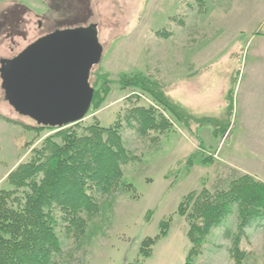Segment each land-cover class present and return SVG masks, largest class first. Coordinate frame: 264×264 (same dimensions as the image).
<instances>
[{
	"label": "rangeland",
	"instance_id": "374dc122",
	"mask_svg": "<svg viewBox=\"0 0 264 264\" xmlns=\"http://www.w3.org/2000/svg\"><path fill=\"white\" fill-rule=\"evenodd\" d=\"M231 1L0 0V58L18 54L53 28L92 23L102 56L90 69L91 87L97 72L112 79L141 71L164 85L188 113L205 120L201 126L174 122L156 140L154 132L142 136L123 125V143L133 158L122 166L123 180L111 193L94 196L97 206L86 214L81 235L59 232L62 264H184L188 225L176 212L183 196L224 184L232 169L264 183V59L255 57L254 23L226 21ZM236 7L244 8L241 2ZM127 94L113 85L104 106L88 111L81 122L113 123L119 110L129 109ZM19 123L36 126L10 105L1 78L0 187L7 185L10 165L27 158L26 142L36 145L51 133L25 131ZM237 223L234 211L212 230L195 264H235L226 230L234 235ZM162 231L144 257L142 240ZM241 237L246 254L240 264H264V219Z\"/></svg>",
	"mask_w": 264,
	"mask_h": 264
},
{
	"label": "trees",
	"instance_id": "16d2710c",
	"mask_svg": "<svg viewBox=\"0 0 264 264\" xmlns=\"http://www.w3.org/2000/svg\"><path fill=\"white\" fill-rule=\"evenodd\" d=\"M192 1L194 5L202 3ZM200 11L204 8L200 7ZM106 76L105 72L95 74L89 112L104 106L113 85L128 91L126 101L130 104L124 114L119 110L109 125L93 118L88 123L79 120L51 126L20 113L35 121L36 126L19 123L25 131L51 133L36 145L26 142L27 158L6 176L7 185L0 187V264H62L58 259L62 246L59 232H70L72 238H78L86 214L97 206L94 196L111 193L123 180L122 166L133 158L123 143V125L142 136L154 132L152 138L156 140L159 133L172 129L174 122L183 126H190V122L201 126L205 122L203 117L188 113L165 91L164 85L146 73L122 72L112 79ZM89 77L88 74V82ZM231 96L230 90L228 111L232 107ZM6 98L9 100L7 94ZM231 171L224 184L216 183L212 190L203 187L188 192L179 202L176 212L188 225L186 236L190 243L184 264H195L212 230L234 211L237 230L234 235L226 230V235L232 237L230 257L240 264L246 254L240 246L245 228L264 219V183L248 173ZM165 225L162 220L161 228ZM163 234L164 231L142 240L140 251L144 257Z\"/></svg>",
	"mask_w": 264,
	"mask_h": 264
},
{
	"label": "water",
	"instance_id": "95a60500",
	"mask_svg": "<svg viewBox=\"0 0 264 264\" xmlns=\"http://www.w3.org/2000/svg\"><path fill=\"white\" fill-rule=\"evenodd\" d=\"M101 53L93 25L42 36L16 57L0 60L9 102L19 113L51 126L84 118L94 92L88 71Z\"/></svg>",
	"mask_w": 264,
	"mask_h": 264
},
{
	"label": "crops",
	"instance_id": "0c3cea01",
	"mask_svg": "<svg viewBox=\"0 0 264 264\" xmlns=\"http://www.w3.org/2000/svg\"><path fill=\"white\" fill-rule=\"evenodd\" d=\"M236 2L237 4L241 2L244 8H237ZM258 7H259V10H257ZM230 10L231 11L228 14L226 21L231 20L232 25L254 23L255 26L253 29H251V32L252 34L255 35L254 39H257L258 41V42L256 41L257 46L259 45V49L257 48V52L259 53V56H255V57L257 58L259 57L260 60L261 59L263 60L264 59V48H263L264 47V30H263L264 29L263 28L264 27V0H232ZM184 76L187 77V75H184ZM17 163H18V160L14 161L10 165V167L5 171V173H8Z\"/></svg>",
	"mask_w": 264,
	"mask_h": 264
},
{
	"label": "flooded vegetation",
	"instance_id": "af4514ba",
	"mask_svg": "<svg viewBox=\"0 0 264 264\" xmlns=\"http://www.w3.org/2000/svg\"><path fill=\"white\" fill-rule=\"evenodd\" d=\"M62 23H63V22H62ZM62 23H61V24H62ZM37 24H38V26H40V25H42V24H43V21H42V20H40V21H38V23H37ZM61 24H60V25H61ZM67 24H69V23H67ZM61 26H62V25H61ZM53 29H54V28H53ZM12 57H15V56H12ZM12 57H6V58H5V60H8V59H10V58H12Z\"/></svg>",
	"mask_w": 264,
	"mask_h": 264
}]
</instances>
